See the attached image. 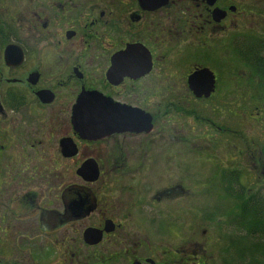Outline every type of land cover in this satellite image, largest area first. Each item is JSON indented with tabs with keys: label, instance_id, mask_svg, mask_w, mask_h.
<instances>
[{
	"label": "flooded vegetation",
	"instance_id": "obj_1",
	"mask_svg": "<svg viewBox=\"0 0 264 264\" xmlns=\"http://www.w3.org/2000/svg\"><path fill=\"white\" fill-rule=\"evenodd\" d=\"M253 50L264 0H0V264H206L213 207L179 235L194 189L251 196Z\"/></svg>",
	"mask_w": 264,
	"mask_h": 264
},
{
	"label": "rangeland",
	"instance_id": "obj_2",
	"mask_svg": "<svg viewBox=\"0 0 264 264\" xmlns=\"http://www.w3.org/2000/svg\"><path fill=\"white\" fill-rule=\"evenodd\" d=\"M253 6V5H252ZM258 9V8H257ZM256 9V10H257ZM240 75V73H237ZM264 98L252 99L249 97H244L242 99H237L236 105V128L237 135L243 139H247L250 143L251 153L250 156H245L242 158H236V165L243 167L241 176L239 177L240 182L243 186L251 188L252 193H258L259 195H264ZM243 110H246L244 113ZM243 142H240V139L237 138V142L234 145H230V148L235 149L236 153L239 148L243 147ZM191 148V147H189ZM222 148H225L224 146ZM200 157L203 159L200 163L189 164L190 168L196 164L199 165V178L203 177V182L205 183V174L207 170H211L212 167L205 162L204 159L208 158L207 154L200 153ZM197 159V158H196ZM198 160V159H197ZM204 160V161H203ZM172 165V163H170ZM203 166V167H202ZM172 169V167L170 166ZM202 170L203 173L202 174ZM174 174V173H172ZM199 179L193 178L189 179L190 186H198L201 188ZM207 185V184H206ZM199 192L198 198H191L188 200L189 210L187 211L188 219L187 224H184L183 232L179 236L185 238L188 242V248L194 250L192 244L195 243L197 239L193 237V234L196 231H199L197 234L201 235L200 227L204 223L203 218H200L201 213L204 210H209L213 207L214 211L217 212V219L212 222V224H204L205 228L209 230L207 236L212 238L205 237V245L209 244L211 240L216 241L217 243H212L208 249L207 256L208 260L206 264H222V249L226 247V241L230 240L233 236H239L240 232L237 227L232 224V220L235 218L233 215L235 209L231 207V204L228 202L220 201L221 198L219 195L212 196V200L208 197L207 188L202 190L194 189ZM262 190V191H261ZM202 202V205L198 202V205L195 204V200ZM233 205V204H232ZM233 218V219H231ZM199 226V227H198ZM204 228V229H205ZM219 239V241H218ZM178 239L174 242L177 243ZM204 244V243H203Z\"/></svg>",
	"mask_w": 264,
	"mask_h": 264
},
{
	"label": "trees",
	"instance_id": "obj_3",
	"mask_svg": "<svg viewBox=\"0 0 264 264\" xmlns=\"http://www.w3.org/2000/svg\"><path fill=\"white\" fill-rule=\"evenodd\" d=\"M255 54L264 57V50H253L251 58ZM260 68V73L264 75V67ZM259 194L260 191L252 193L249 199H245L244 194L241 197L236 195L239 214L232 220V224L237 227L240 235H232L226 241L222 251L223 264H264V195Z\"/></svg>",
	"mask_w": 264,
	"mask_h": 264
},
{
	"label": "water",
	"instance_id": "obj_4",
	"mask_svg": "<svg viewBox=\"0 0 264 264\" xmlns=\"http://www.w3.org/2000/svg\"><path fill=\"white\" fill-rule=\"evenodd\" d=\"M126 114V113H125ZM131 117H133L134 119H137L138 117L139 118H142V117H144V114H137V115H133V114H131L130 115ZM125 117H126V115H125ZM127 123H129V122H127ZM150 123V119L147 121V124H149ZM125 124H126V122H125ZM130 125H131V123H129ZM134 125H136V124H134ZM132 131H138V130H132Z\"/></svg>",
	"mask_w": 264,
	"mask_h": 264
}]
</instances>
